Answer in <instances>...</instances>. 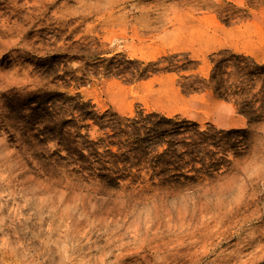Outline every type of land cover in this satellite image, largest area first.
Wrapping results in <instances>:
<instances>
[{"label":"rangeland","instance_id":"obj_1","mask_svg":"<svg viewBox=\"0 0 264 264\" xmlns=\"http://www.w3.org/2000/svg\"><path fill=\"white\" fill-rule=\"evenodd\" d=\"M0 6V264H264V0Z\"/></svg>","mask_w":264,"mask_h":264},{"label":"bare ground","instance_id":"obj_2","mask_svg":"<svg viewBox=\"0 0 264 264\" xmlns=\"http://www.w3.org/2000/svg\"><path fill=\"white\" fill-rule=\"evenodd\" d=\"M82 1H80V4H81ZM0 3L2 4L3 3V0H0ZM0 9H1V6H0Z\"/></svg>","mask_w":264,"mask_h":264}]
</instances>
